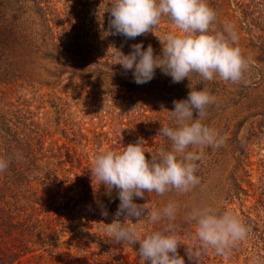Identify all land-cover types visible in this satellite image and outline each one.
<instances>
[{"label": "rangeland", "instance_id": "obj_1", "mask_svg": "<svg viewBox=\"0 0 264 264\" xmlns=\"http://www.w3.org/2000/svg\"><path fill=\"white\" fill-rule=\"evenodd\" d=\"M207 2L217 15L214 30L233 25L237 35L233 46L239 47L247 60L241 81L225 82L216 77L198 87L216 98L207 107L203 122L216 130L224 143L204 149L197 162L200 183L191 192L146 193L135 202L149 208H162L169 201L180 205L175 226L181 243L178 248L184 253L198 244L195 224L185 221L192 208L230 211L246 225L248 235L232 246L227 257L201 249L209 258L206 264H264V0ZM49 5L57 16L54 22L62 23L70 40L59 41L61 27L50 23L53 42L59 47L48 49L45 57L11 58L0 51V113L18 111L26 123L37 125L33 145L37 149L40 143L42 148V168L50 162H65L63 170L49 167L50 172L56 170L62 183L47 185L49 197L54 196L50 211L37 206V212L52 214L59 205V214L74 218L73 226L82 223L99 232L116 218L120 200L116 189L109 192L92 179L94 155L105 149L121 150L138 140H142L147 159L161 148L169 150L171 141L159 135V130L174 125L169 113L174 110L173 101L187 99L191 90L173 87L159 68L158 81L135 83L132 71L116 63L117 50L127 55L134 44L142 43L145 49L151 44L158 56L162 50L158 37L178 29L162 19L154 33L128 39L113 34L107 10L110 0H50ZM41 6L45 9L44 3ZM70 43L74 45L68 48ZM77 48L80 56H75ZM115 71L118 79L107 76ZM52 176L50 184H57ZM34 187L38 185L34 183ZM102 210L107 211L106 217ZM119 220L124 222L125 216ZM163 226L157 224L155 229ZM121 249L130 253L126 247Z\"/></svg>", "mask_w": 264, "mask_h": 264}, {"label": "clouds", "instance_id": "obj_2", "mask_svg": "<svg viewBox=\"0 0 264 264\" xmlns=\"http://www.w3.org/2000/svg\"><path fill=\"white\" fill-rule=\"evenodd\" d=\"M110 5L107 10L111 14L109 24L113 34L135 39L154 33L162 19L178 29L167 32L162 38L156 35L162 45L158 56L154 55L151 44L146 49L142 43L134 44L127 55L117 50L116 63L125 71H132L135 83L151 81L157 68L174 83L185 78L191 81L193 74L203 81L219 77L235 83L243 79L247 60L241 49L233 46L237 40L233 25L226 24L223 31H215L213 25L217 15L207 0H110ZM189 87L187 99L174 100V110L169 111L174 125L162 126L159 130V135L171 141L169 150L161 148L147 159L142 140H138L118 151H99L92 159V179L109 192L116 189L120 200L116 218L104 224L105 232L114 243L130 246L138 243L141 264H185V260L178 253L181 243L175 226L180 205L169 201L162 208H149L146 204H137L135 198L144 199L146 193L163 196L173 190L191 192L200 183L196 175L197 162L203 158L204 149L217 148L224 143L219 133L203 122L206 109L215 102V96L206 89H194L191 84ZM10 162L0 158V173L7 171ZM101 214L108 215L106 210ZM121 215L131 223L120 222ZM132 217L137 222L133 223ZM145 220L164 226L142 232V224L138 222ZM185 221L196 226L199 245L196 264L199 249H212L217 255L227 257L232 246L244 240L249 231L234 213H217L211 207L192 208ZM187 255L194 259L188 249Z\"/></svg>", "mask_w": 264, "mask_h": 264}, {"label": "trees", "instance_id": "obj_3", "mask_svg": "<svg viewBox=\"0 0 264 264\" xmlns=\"http://www.w3.org/2000/svg\"><path fill=\"white\" fill-rule=\"evenodd\" d=\"M49 2L0 0V51L4 56L35 59L39 55L45 57L48 49L58 48L59 45L53 42L54 32L49 27L50 23L61 27L59 41L70 40L62 23L54 22L57 16ZM46 15L52 18L47 19ZM73 45L70 43L68 48ZM81 53L79 50L75 56ZM51 59H54L53 55ZM159 74L155 71L153 82L158 81ZM107 76L118 79L116 71ZM166 76L173 87L184 88L191 84L194 89H199L200 84L208 83L196 74L191 76V81L185 78L179 83ZM24 119L18 111L14 114L0 113V158L11 161L7 171L0 173V264H141L137 255L138 243L133 246L119 243L117 247L104 227L96 232L82 223L73 226L74 218L59 214V205L53 208L52 214L37 212V206L50 211V201L54 196L49 197L47 185L58 187L62 183L56 170L50 172L49 167L55 165L63 170L65 162H50L44 168L40 166L42 148L40 143L37 149L33 145L38 136L37 125L26 123L27 119ZM50 175L57 184H50ZM34 183L38 187H34ZM52 202L56 203L55 200ZM131 219L133 223L137 222L135 217ZM138 223L142 224V232L156 230L157 224L147 223L146 220ZM121 247L128 248L130 253L126 254ZM198 248L197 244L191 250L194 259L179 248L178 253L185 264H196ZM199 251L198 264H206L209 258L202 255L201 249Z\"/></svg>", "mask_w": 264, "mask_h": 264}]
</instances>
